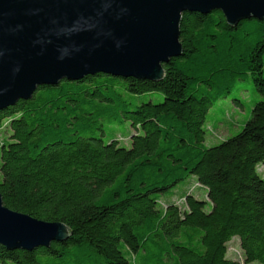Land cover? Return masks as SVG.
I'll return each mask as SVG.
<instances>
[{"label": "trees", "instance_id": "16d2710c", "mask_svg": "<svg viewBox=\"0 0 264 264\" xmlns=\"http://www.w3.org/2000/svg\"><path fill=\"white\" fill-rule=\"evenodd\" d=\"M179 41L160 80L63 79L0 110L3 204L68 229L32 251L0 246V264H238L233 238L264 264V21L184 12ZM243 81L260 96L248 117L214 118L221 100L242 105Z\"/></svg>", "mask_w": 264, "mask_h": 264}, {"label": "water", "instance_id": "95a60500", "mask_svg": "<svg viewBox=\"0 0 264 264\" xmlns=\"http://www.w3.org/2000/svg\"><path fill=\"white\" fill-rule=\"evenodd\" d=\"M215 11L230 25L264 21V0H125L108 11L96 0H0V110L63 79L102 73L160 80L163 64L182 52V13ZM76 45L79 52L69 49L60 58L59 48ZM67 236L64 223L14 211L0 194V246L6 250L32 251Z\"/></svg>", "mask_w": 264, "mask_h": 264}, {"label": "rangeland", "instance_id": "374dc122", "mask_svg": "<svg viewBox=\"0 0 264 264\" xmlns=\"http://www.w3.org/2000/svg\"><path fill=\"white\" fill-rule=\"evenodd\" d=\"M251 81L247 82V81H243L241 82L242 87L244 88L243 91H241L239 93V95L237 96L238 98H240L241 100V106L240 105H234L232 101L229 100H221L218 102L217 106L210 109V114L214 115V118H220V116L225 113L224 115H226V119L228 120H233V126H236L235 124L237 123V121H242L245 120L248 115H249V110L252 107L254 101L260 99V96L256 93L252 92V86L250 84ZM236 96V95H235ZM127 98L131 99V100H135L134 95L132 94H128ZM147 98L146 95H142V96H138L136 97V102L139 103L142 100H145ZM162 99V96L160 94H154L152 96V100L154 102H158ZM235 116L238 119H234ZM211 122L208 121L206 124H210ZM241 123V122H240ZM125 126L127 128H129L130 130H132V128L126 123ZM222 127H220L217 132L216 135L212 136V138L210 139V142H212V140H217L215 143H218L220 140L224 139L228 134V129L225 125H221ZM241 126H237L231 133L235 134L240 130ZM123 128L119 127L118 131L119 134L123 133ZM123 142L127 143L128 139L123 140ZM196 196L200 197L201 193L199 190H197L196 192ZM174 200H177L176 198H174ZM229 245L231 246L232 249H234L235 251L239 252L240 248H239V243H238V239L237 238H233L230 242ZM241 251V250H240ZM234 253V251H231ZM235 254V253H234Z\"/></svg>", "mask_w": 264, "mask_h": 264}, {"label": "clouds", "instance_id": "9594fccd", "mask_svg": "<svg viewBox=\"0 0 264 264\" xmlns=\"http://www.w3.org/2000/svg\"><path fill=\"white\" fill-rule=\"evenodd\" d=\"M97 3H100L104 10L105 11H108L110 9V7L113 5V4H116V3H123L125 2V0H96ZM30 11H34V10H30ZM122 12H127L128 10L126 8L124 9H121ZM119 18V16H117V19ZM19 27V26H17ZM99 45H93V47H98ZM81 47L82 46H79V45H76V46H73L71 48H69L68 46H63L61 48L58 49V51L60 52V58L63 59L64 56L66 55H70L69 53V49H71L72 52H79L81 50ZM3 55V52L2 50H0V56ZM19 69L16 68L14 69V71H18Z\"/></svg>", "mask_w": 264, "mask_h": 264}, {"label": "built area", "instance_id": "2783aa9c", "mask_svg": "<svg viewBox=\"0 0 264 264\" xmlns=\"http://www.w3.org/2000/svg\"><path fill=\"white\" fill-rule=\"evenodd\" d=\"M5 124L6 123H4L0 127V143L3 141ZM256 169L259 173H261L264 176V162H260L259 164H257ZM231 251H234L235 254ZM227 255L230 256L236 262H238V264H260L258 262H245L242 252L240 250L239 252H237L234 249H232L229 243L227 248Z\"/></svg>", "mask_w": 264, "mask_h": 264}, {"label": "crops", "instance_id": "0c3cea01", "mask_svg": "<svg viewBox=\"0 0 264 264\" xmlns=\"http://www.w3.org/2000/svg\"><path fill=\"white\" fill-rule=\"evenodd\" d=\"M234 119H238L236 116H235V118Z\"/></svg>", "mask_w": 264, "mask_h": 264}]
</instances>
